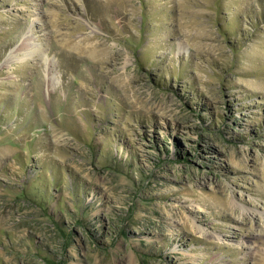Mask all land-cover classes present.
I'll list each match as a JSON object with an SVG mask.
<instances>
[{"label":"rangeland","instance_id":"1","mask_svg":"<svg viewBox=\"0 0 264 264\" xmlns=\"http://www.w3.org/2000/svg\"><path fill=\"white\" fill-rule=\"evenodd\" d=\"M0 264H264V0H0Z\"/></svg>","mask_w":264,"mask_h":264},{"label":"bare ground","instance_id":"2","mask_svg":"<svg viewBox=\"0 0 264 264\" xmlns=\"http://www.w3.org/2000/svg\"><path fill=\"white\" fill-rule=\"evenodd\" d=\"M42 52V51H41ZM201 234V233H200Z\"/></svg>","mask_w":264,"mask_h":264}]
</instances>
